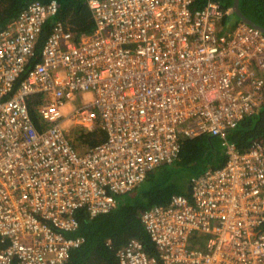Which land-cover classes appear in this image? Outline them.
Masks as SVG:
<instances>
[{"label":"built area","instance_id":"1","mask_svg":"<svg viewBox=\"0 0 264 264\" xmlns=\"http://www.w3.org/2000/svg\"><path fill=\"white\" fill-rule=\"evenodd\" d=\"M88 3L95 28L79 40L55 20L37 50L57 0H32L0 28V264L68 261L85 242L67 234L80 211H112L178 156L182 137L201 134L221 138L226 162L195 175L190 196L144 211L156 255L133 239L118 261L264 264V136L246 149L228 137L264 105V31L245 21L225 28L232 9L214 0L196 9L193 0ZM68 121L99 125L105 138L79 152ZM194 235L205 243L192 246Z\"/></svg>","mask_w":264,"mask_h":264},{"label":"trees","instance_id":"2","mask_svg":"<svg viewBox=\"0 0 264 264\" xmlns=\"http://www.w3.org/2000/svg\"><path fill=\"white\" fill-rule=\"evenodd\" d=\"M32 0H0V28L19 16ZM47 2L49 0H41ZM208 0H194L193 7L200 8ZM219 1L223 7L233 6L234 0ZM58 13L47 21L40 37L37 50L47 39L52 24L61 20L69 26L74 39L83 34H90L95 28L93 12L88 0H57ZM244 15L264 28V0H240ZM234 25L236 22L231 20ZM42 96L30 97L31 116L36 126L41 129L38 104ZM85 146H91L105 138L104 130L95 126L88 132L79 131L78 135ZM264 136V105L258 111L248 115L234 129L229 131V139L242 149L248 148L254 141ZM227 159L225 148L218 136L202 134L196 137H182V147L172 162H165L152 169L147 178L133 190L118 196L117 206L108 213L95 217L86 212H79L80 226L69 236H83L85 242L71 252L68 261L63 264H120L116 252L131 240L142 242L150 255L157 254V248L142 221L145 210L154 205H166L174 194L190 196L192 178L208 168L224 165ZM200 236L191 240L196 246ZM111 240V246L107 244Z\"/></svg>","mask_w":264,"mask_h":264},{"label":"rangeland","instance_id":"3","mask_svg":"<svg viewBox=\"0 0 264 264\" xmlns=\"http://www.w3.org/2000/svg\"><path fill=\"white\" fill-rule=\"evenodd\" d=\"M82 103V99L80 97H78L73 103V107H76L78 105H80ZM64 112H69V108L65 107L64 108ZM64 127L66 128V130L68 131L69 135L72 137V143L74 144V146L77 148V150L79 152H83L85 151V145L86 143H83L81 138L78 136L79 135V131H83L88 132L90 131L88 128L80 126V125H76L75 123L68 121V122H64ZM201 243V245H203L205 242L201 241L199 242Z\"/></svg>","mask_w":264,"mask_h":264},{"label":"water","instance_id":"4","mask_svg":"<svg viewBox=\"0 0 264 264\" xmlns=\"http://www.w3.org/2000/svg\"><path fill=\"white\" fill-rule=\"evenodd\" d=\"M233 9L235 12V17L236 19H241L246 21L247 23L260 28L262 31H264V28L261 27L260 25H258V23L254 22L252 19L248 18L246 15H244V13L242 12L241 8H240V0H234L233 3Z\"/></svg>","mask_w":264,"mask_h":264},{"label":"clouds","instance_id":"5","mask_svg":"<svg viewBox=\"0 0 264 264\" xmlns=\"http://www.w3.org/2000/svg\"><path fill=\"white\" fill-rule=\"evenodd\" d=\"M208 2V1H207ZM206 2V3H207ZM219 2V1H218ZM193 3H194V0H193ZM220 3V2H219ZM89 4V3H88ZM222 5V4H221ZM90 6V5H89ZM192 8L193 9H196V8H194L193 7V4H192ZM224 8H231L232 9V16L228 19V18H225L224 20H223V23H224V25H225V28H228L229 26L231 27V26H234V25H231L232 24V22H231V20L233 19V21L234 22H236L237 23V19H236V17H235V12H234V9H233V6H231V7H224ZM225 28H222L223 30H226ZM202 135V134H201ZM209 135V134H208ZM197 136H199V135H197ZM191 137H196V136H191Z\"/></svg>","mask_w":264,"mask_h":264},{"label":"flooded vegetation","instance_id":"6","mask_svg":"<svg viewBox=\"0 0 264 264\" xmlns=\"http://www.w3.org/2000/svg\"><path fill=\"white\" fill-rule=\"evenodd\" d=\"M239 21H244V20H241V19H237V22H239ZM246 22V21H245Z\"/></svg>","mask_w":264,"mask_h":264}]
</instances>
